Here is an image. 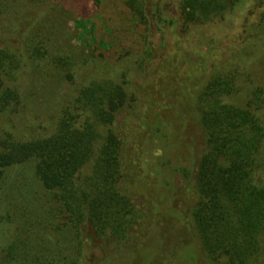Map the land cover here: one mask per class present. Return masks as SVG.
Returning a JSON list of instances; mask_svg holds the SVG:
<instances>
[{"label":"trees","instance_id":"16d2710c","mask_svg":"<svg viewBox=\"0 0 264 264\" xmlns=\"http://www.w3.org/2000/svg\"><path fill=\"white\" fill-rule=\"evenodd\" d=\"M124 1L147 31L160 28L161 0ZM245 1L250 0H179V9L188 23H205ZM31 2L35 0H0V17L8 18L0 25V112L20 104V80L29 61L54 63L75 89L53 134L26 140L7 130L0 134V227L14 217V208L3 199L4 178L10 170L33 161L41 186L36 183L50 195L49 202L58 203L56 210L66 215L75 256L36 248L16 233L6 245L0 241V264H85L93 256L84 254L87 244L109 239L118 248L125 242L130 248L152 228L124 184V147L114 127L129 97L127 75L132 67L119 77L105 72L84 74L77 81L76 68L97 66L101 59H57L58 38L47 31L51 15L47 12L39 19L38 32L29 37L28 29L37 20L21 11ZM78 24L85 29V19ZM263 37L260 32L259 38L234 52L228 69L216 71L199 91L194 104L200 143L197 164L192 172L188 166L179 170L190 196L185 203L189 219L178 217V230L188 239L191 230L199 244L198 257L214 264H264ZM144 44L133 68L147 66L158 55L159 46L153 41ZM257 62L262 63L260 68ZM190 178L193 187L186 186Z\"/></svg>","mask_w":264,"mask_h":264},{"label":"rangeland","instance_id":"374dc122","mask_svg":"<svg viewBox=\"0 0 264 264\" xmlns=\"http://www.w3.org/2000/svg\"><path fill=\"white\" fill-rule=\"evenodd\" d=\"M44 1L35 0L21 11L37 20L36 26L34 22L28 29V36L38 32L39 19L47 12L51 14L47 31L58 38L57 59H101L97 66L76 68L77 81L84 79V74L112 72L119 77L127 66L132 67L127 75L129 97L114 127L124 147V184L152 228L130 248L126 242L118 248L109 239L87 244L84 254H93L89 264H214L198 257L199 244L191 230L189 239L178 230V217L189 219L185 203L190 196L179 170L188 166L192 172L198 160L199 130L194 125L197 95L216 71L228 69L234 52L264 32V0L239 3L205 23L185 21L179 0H161L164 19L152 32L135 20L124 0ZM17 13L20 15L19 10ZM7 19L0 17V25ZM82 19L85 29L78 24ZM170 20L172 24L167 23ZM149 40L159 46L157 57L147 66L134 69ZM38 62L29 61L22 74L17 109L0 112V134L7 130L16 139L26 140L56 131L75 85L54 63ZM257 63L260 68L262 63ZM33 165V161L24 163L4 178L3 199L7 207L14 208V217L9 225L0 227V241L6 245L7 239L20 233L36 248L64 250L73 257L75 240L66 215L56 210L58 203L48 201L50 195L40 188ZM190 179L186 186L193 187ZM49 205L54 207L48 212Z\"/></svg>","mask_w":264,"mask_h":264}]
</instances>
